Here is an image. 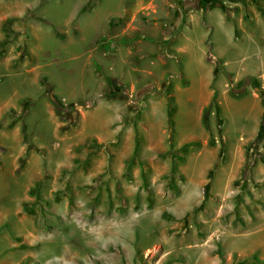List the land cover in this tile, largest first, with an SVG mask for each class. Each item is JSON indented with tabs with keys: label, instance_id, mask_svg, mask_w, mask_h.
<instances>
[{
	"label": "rangeland",
	"instance_id": "1",
	"mask_svg": "<svg viewBox=\"0 0 264 264\" xmlns=\"http://www.w3.org/2000/svg\"><path fill=\"white\" fill-rule=\"evenodd\" d=\"M229 25L264 53V0H0V264H255L264 74Z\"/></svg>",
	"mask_w": 264,
	"mask_h": 264
},
{
	"label": "crops",
	"instance_id": "2",
	"mask_svg": "<svg viewBox=\"0 0 264 264\" xmlns=\"http://www.w3.org/2000/svg\"><path fill=\"white\" fill-rule=\"evenodd\" d=\"M210 17L211 16H208L209 20L212 22ZM223 19L224 16L219 21L224 23ZM212 24L214 25L215 33H221L216 30V26L213 22ZM227 36V48L223 50L224 52L218 49L217 56L223 60V66L228 73L238 79H243V77H248L249 75L264 74V53L258 54L256 51L252 58L249 57L248 52H245V46L233 41L235 36V27L233 25L227 26ZM257 60L258 64L257 67H255L254 64ZM259 167L263 172L264 166ZM243 248L244 253H247L248 256H253L255 264H264V224L253 230V233L248 237V240L246 239Z\"/></svg>",
	"mask_w": 264,
	"mask_h": 264
},
{
	"label": "trees",
	"instance_id": "3",
	"mask_svg": "<svg viewBox=\"0 0 264 264\" xmlns=\"http://www.w3.org/2000/svg\"><path fill=\"white\" fill-rule=\"evenodd\" d=\"M86 10L90 9L91 6L90 5H86ZM96 71L98 74H103L102 73V68H101V65L99 63H96ZM108 80V84H109V87H110V91L108 93V95L110 96H114V95H117L118 93H122L124 92V90L127 88L126 87V84L121 82L120 86L119 85H115V83H117L118 81L117 80H113V78L111 77H108L107 78ZM113 86L115 87L116 86V89L114 90L113 89ZM49 94V93H48ZM50 95V94H49ZM50 100L54 106V109L56 111V113L60 116V118L64 121H68L69 120V116H70V113L77 109L76 108V105L72 104L70 106H66L64 105L59 99H57L54 95H51L50 96ZM169 104H170V100H168ZM79 105H82L83 103L82 102H79L78 103ZM211 105L213 106H218V103H217V95L215 94L212 101H211ZM172 114H173V109L171 107V105H169V108H168V119H169V123L170 124H173V117H172ZM263 127V125H262ZM189 145H185L183 148V150H186L188 148Z\"/></svg>",
	"mask_w": 264,
	"mask_h": 264
}]
</instances>
